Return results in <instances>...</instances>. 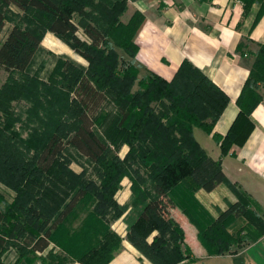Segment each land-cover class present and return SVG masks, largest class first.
Masks as SVG:
<instances>
[{"label": "trees", "instance_id": "1", "mask_svg": "<svg viewBox=\"0 0 264 264\" xmlns=\"http://www.w3.org/2000/svg\"><path fill=\"white\" fill-rule=\"evenodd\" d=\"M128 1L0 0V69L6 75L0 87V264H18L26 255L43 253L50 242L59 243L58 227L81 203L93 206L78 238L85 248L77 250L73 244L66 252H77L81 264H106L121 249L122 239L110 227L128 207L125 240L151 264L195 262L181 225L186 221L207 257L264 236V214L252 210L248 198L233 186L237 201L216 218L196 198L198 191L229 185L221 158L232 147H241L255 127L251 112L263 99L259 89L264 85V45L258 46L237 98L235 119L224 136L212 135L220 150V158L213 160L193 130L212 133L228 104L227 95L188 61L170 81L150 72L139 78L143 69L135 61L134 36L143 16L135 12L123 24L120 17ZM256 1L264 8V0H243L245 10ZM12 9L33 12V26L13 24L4 31ZM75 16L83 24L86 44L78 36ZM46 33L69 38V47L88 63L87 69L65 59L58 79L30 75L29 66ZM46 41L42 44L48 45ZM111 42L130 60L119 58ZM241 48L239 44L237 51ZM109 94L116 101L113 144L95 130ZM20 101L29 105L22 115L12 108ZM66 145L94 163L102 162L98 183L84 182L59 161ZM123 145L128 151L119 158ZM128 175L130 203L118 206L114 196ZM239 218L244 224L231 230ZM9 249L13 252L8 254Z\"/></svg>", "mask_w": 264, "mask_h": 264}, {"label": "crops", "instance_id": "2", "mask_svg": "<svg viewBox=\"0 0 264 264\" xmlns=\"http://www.w3.org/2000/svg\"><path fill=\"white\" fill-rule=\"evenodd\" d=\"M262 6L256 1L245 10L243 0H129L122 16L125 22L135 12L143 16L134 43L137 46L135 61L145 73L170 81L181 63L188 61L227 95L228 104L212 133L193 130L194 138L213 160L220 158V150L212 135L224 136L235 119L237 98L248 78L258 46L264 45ZM239 44L242 45L240 52L237 51ZM259 90L262 102L251 112L254 129L241 147H232L230 153L221 158V169L229 185H218L209 193H196L197 200L212 218L237 201L231 186L248 198L252 210L264 214V85ZM114 199L118 206H127L131 199L130 188L117 191ZM129 209L110 227L122 240L121 249L106 264H151L125 240L123 219ZM74 215L75 212L56 231L60 244L50 242L41 255L58 254L67 260L65 264H81L77 252L66 255L67 248L73 244H77V250L85 248L79 245L77 236L82 234L86 215L70 220ZM244 221V218L237 219L230 229L236 230ZM117 224L122 226V234L117 231ZM227 256L235 264H264V236L236 246L230 254L206 258Z\"/></svg>", "mask_w": 264, "mask_h": 264}, {"label": "rangeland", "instance_id": "3", "mask_svg": "<svg viewBox=\"0 0 264 264\" xmlns=\"http://www.w3.org/2000/svg\"><path fill=\"white\" fill-rule=\"evenodd\" d=\"M124 15V14H123ZM122 15V16H123ZM122 16L120 17V21L123 24H127L129 22V19L127 22H125V19H122ZM132 17V16H131ZM36 15L31 12L27 11L26 14H23L22 12L16 11L15 9H12V12H10L8 15H6L5 20V26L4 31H6L9 27H11L13 24H19L23 28L26 27H32L33 23L35 22ZM74 21L78 24L79 33L78 36L84 41V43H87V39L83 36V30L81 23V19L78 16H75ZM48 38L49 42H47L48 45L42 44V41L44 38ZM69 38L66 39H60L55 37L52 34L46 33L39 45V48L37 52L35 53L31 64L29 66L28 72L30 75L38 76L39 79H42L44 81L50 80V79H58L59 78V72H60V62L62 60L68 59L71 60L74 64H76L78 67L87 69L88 63L81 58L79 55L74 53V51L69 47ZM112 45H114V42H111ZM114 49L116 53L118 54L119 58H122L124 61L130 60V56L127 54V52L123 51L121 48L115 47ZM146 75L145 71L139 70V78H142ZM6 79L5 73L0 69V87L4 83ZM137 89V85L134 86L133 90ZM115 99L112 95H108V99L102 106L101 116L103 120L100 122V126H96L95 130L102 136L106 137V139L113 144V139L115 140V136H113V132L111 131V120L113 119L114 112H115ZM29 105L24 102H13L12 108L15 114H23V111L27 109ZM19 127V125H16ZM23 137H26V133H23ZM113 147V146H112ZM114 148V147H113ZM128 151V146H121L120 149L117 151V155L119 158H123L125 154ZM61 162L65 163L67 167L74 172L75 174H80L83 177L84 182H95L98 183V175L99 170L101 168V163H94L91 160L82 157L79 155L73 147L71 146H65V149L62 153V156L60 157ZM143 171L141 170L140 173ZM53 174L50 175V180H52ZM55 177V175H54ZM55 182V181H53ZM132 184L131 176H124L121 179V182L119 184V190H125L127 188H130ZM142 187V185L140 184ZM118 190V191H119ZM117 193V192H116ZM92 201V200H88ZM93 209V206L89 203L84 204L81 203L77 207V211L75 215L70 220H77L79 215H86L87 213H91ZM112 212V211H111ZM111 214V213H109ZM136 213L132 214L130 217L131 219H134ZM110 216L107 215L106 219H109ZM115 223V222H113ZM112 223V224H113ZM181 225L185 228V235L187 240V245L190 247L191 251L193 252V256L195 258V262L191 264H235L233 260L230 257H226L224 259H218V258H210L207 259L203 249L199 245V243L196 240V231L192 225H190L187 221L182 223ZM117 231L122 234L123 232L120 231L122 226H119L117 224L116 226ZM78 238L82 237L81 235L77 236ZM244 243L242 241L240 244ZM235 248L233 246L232 250ZM13 252V249H9L7 253ZM231 252H226L225 254L220 256H224L227 254H230ZM204 256V257H202ZM200 257V258H198ZM67 260L60 255H52L48 254L47 256H43L41 254H32V255H26L24 259H22L18 264H65Z\"/></svg>", "mask_w": 264, "mask_h": 264}]
</instances>
